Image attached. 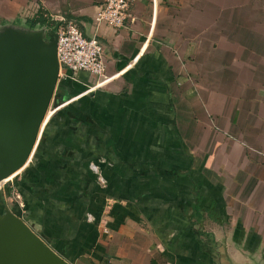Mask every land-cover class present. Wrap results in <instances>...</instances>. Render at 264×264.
I'll return each mask as SVG.
<instances>
[{
	"label": "crops",
	"instance_id": "crops-1",
	"mask_svg": "<svg viewBox=\"0 0 264 264\" xmlns=\"http://www.w3.org/2000/svg\"><path fill=\"white\" fill-rule=\"evenodd\" d=\"M103 2L0 0V28L43 11L96 32L108 78L59 80L76 99L0 211L71 264H264V0H135L120 31L96 29ZM186 7L225 11L219 36L190 35Z\"/></svg>",
	"mask_w": 264,
	"mask_h": 264
},
{
	"label": "water",
	"instance_id": "water-1",
	"mask_svg": "<svg viewBox=\"0 0 264 264\" xmlns=\"http://www.w3.org/2000/svg\"><path fill=\"white\" fill-rule=\"evenodd\" d=\"M57 41L46 26L0 28V182L25 169L36 152L59 83ZM0 264L71 263L4 205Z\"/></svg>",
	"mask_w": 264,
	"mask_h": 264
},
{
	"label": "built area",
	"instance_id": "built-area-1",
	"mask_svg": "<svg viewBox=\"0 0 264 264\" xmlns=\"http://www.w3.org/2000/svg\"><path fill=\"white\" fill-rule=\"evenodd\" d=\"M134 3L135 0H104L94 17L96 29L101 26L110 27L118 31L125 29L132 19V7ZM51 19L57 25L53 30H55L58 40L57 57L60 67L59 80L64 79L68 74L75 76L80 72H86L97 78L100 81L99 83L106 82L108 78L106 75L107 64L105 61V50L96 32L93 35H87L83 30L84 25L73 18L69 19L63 16H56L51 17ZM74 99L76 97L71 100ZM70 101H66L61 105L55 104V107L50 105L44 125L46 126L52 116ZM91 169L96 174H100L97 165L92 164ZM16 176L17 174L0 182V193L10 184L13 191V180ZM98 180L102 184H105L102 176L99 175ZM14 195L16 199H20L18 194L14 193Z\"/></svg>",
	"mask_w": 264,
	"mask_h": 264
},
{
	"label": "rangeland",
	"instance_id": "rangeland-1",
	"mask_svg": "<svg viewBox=\"0 0 264 264\" xmlns=\"http://www.w3.org/2000/svg\"><path fill=\"white\" fill-rule=\"evenodd\" d=\"M189 3H192V2H189ZM187 6H189V8L191 7V5H187ZM238 6H239V4L238 5L235 4V6H234V4L232 5L233 8L230 11L232 13V15H234L235 12L237 13V15H239V10L237 8ZM189 8L186 7L183 10V14H179V15L183 16V20L184 19L189 20V25H188V27L185 26V28L189 29L190 35H193V33H196L197 31H199L197 33L200 34L201 38L204 37V40H207V38L209 37V33L212 34L215 38H217L219 36V32L221 29L219 27L221 25H223V22H224V20H221V19L224 18L225 11L216 10V9H209V10L203 9V10H199V12H198L196 10L190 11ZM234 9L236 11H234ZM209 21L212 23L213 27L212 26L211 27L206 26L207 23L209 24ZM208 29H210L208 33L202 32V31H208ZM190 39H191V37H190ZM211 42H213V43H210V44L214 45L215 43H217V40L212 39ZM189 44H190V46H188V50H189V52H191V41L189 42ZM210 44H208L206 42L199 44L200 45L199 51L201 52L202 57L204 56V54H206V52L208 50H212L211 49L212 46ZM223 46H224V44H223ZM176 56L178 58V61L181 62L182 65H185L189 61H192L191 58H187L186 60L182 61L181 57L178 54H176ZM196 60H197V63H200V64H198V66L200 65L201 68H206L207 59L202 58V59H196ZM54 105H55V96H54L53 101L51 102V106L55 107ZM84 261H85V263L88 264V262H87L88 260L85 259ZM101 264H105V263H101ZM106 264H108V263H106Z\"/></svg>",
	"mask_w": 264,
	"mask_h": 264
},
{
	"label": "trees",
	"instance_id": "trees-1",
	"mask_svg": "<svg viewBox=\"0 0 264 264\" xmlns=\"http://www.w3.org/2000/svg\"><path fill=\"white\" fill-rule=\"evenodd\" d=\"M28 25L31 27V28H34V27H49V28H56V22H54L51 18H49V16L47 14H45V12L43 11H40L37 16L35 18H33V20H30L28 21ZM69 83L68 82H63L61 81V85L58 86V90L57 92L55 93V104L56 105H61L63 104L65 101H68L70 100L71 98L75 97L76 95H74V92L72 93L71 92V88L69 87ZM63 112V111H62ZM64 113V112H63ZM52 120V119H51ZM51 120L47 123V125L45 126L44 128V131L42 133V137L40 139V142L37 146V149H36V153L34 155V158L36 157V155L44 148L45 146V141H46V133H47V130L49 129V125H50V122ZM13 186L15 189L18 188V186H16L15 183H13ZM19 193L22 194L21 190H18ZM11 194H12V191L10 190ZM2 196V192L0 193V197ZM75 255V254H74ZM76 256V255H75Z\"/></svg>",
	"mask_w": 264,
	"mask_h": 264
}]
</instances>
